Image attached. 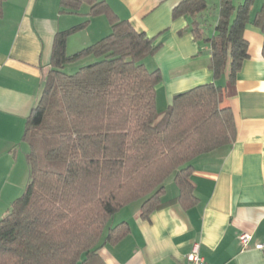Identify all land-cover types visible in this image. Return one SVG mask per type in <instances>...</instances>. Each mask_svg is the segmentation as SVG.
I'll return each mask as SVG.
<instances>
[{"label": "trees", "instance_id": "obj_1", "mask_svg": "<svg viewBox=\"0 0 264 264\" xmlns=\"http://www.w3.org/2000/svg\"><path fill=\"white\" fill-rule=\"evenodd\" d=\"M254 1L235 7L232 0H219L210 38L198 22L207 9L204 0H184L172 10L174 20L191 19L195 41L210 45L214 82L175 95L159 113L156 87L162 76L143 64L161 48L157 37L119 20L103 1L60 0L61 13L77 12L85 4L89 11L82 23L53 39L51 70L22 136L29 148V181L0 220V264H104L99 248L118 244L130 232L120 223L102 239L121 209L142 201L139 218L147 221L169 204L183 210L198 204L192 161L235 139L234 116L230 108H221L223 89L216 82L228 68L227 86L233 87L248 59L243 34ZM99 16L108 20L111 32L67 55V39ZM252 25L264 35V5ZM88 57L95 61L73 74L63 71ZM171 176L178 195L163 203L164 183Z\"/></svg>", "mask_w": 264, "mask_h": 264}, {"label": "crops", "instance_id": "obj_2", "mask_svg": "<svg viewBox=\"0 0 264 264\" xmlns=\"http://www.w3.org/2000/svg\"><path fill=\"white\" fill-rule=\"evenodd\" d=\"M109 5L121 21L156 38L159 51L143 64L148 71L159 70L156 110L164 112L175 95L213 83L208 69L210 45L195 41L191 19H172V10L184 0H97ZM207 9L198 18L205 38L214 35L219 0H204ZM235 7L244 0H232ZM60 0H5L0 17V220L12 202L24 192L29 181L22 142L25 121L37 104L51 70L55 35L82 23L89 6L61 13ZM264 0H255L250 22L244 28L248 59L227 86L228 68L216 82L223 89L221 108H230L236 126L235 139L221 148L194 159L191 181L198 204L183 210L169 204L154 211L147 221L139 218L142 201L116 213L107 231L120 223L129 234L116 245L99 248L104 264H186L192 245L199 243L205 264H264V252L254 249L264 242V35L252 25ZM183 31V32H181ZM111 32L104 16L91 18L81 32L70 36L66 54L73 55ZM88 57L66 65L76 71L91 64ZM76 69V70H75ZM178 190L171 176L164 183L162 202L174 200ZM251 236L243 248L239 236Z\"/></svg>", "mask_w": 264, "mask_h": 264}, {"label": "built area", "instance_id": "obj_3", "mask_svg": "<svg viewBox=\"0 0 264 264\" xmlns=\"http://www.w3.org/2000/svg\"><path fill=\"white\" fill-rule=\"evenodd\" d=\"M240 245L243 248L249 246L251 241V236L247 234H241L238 238ZM254 249L257 251L264 252V242L263 243H255ZM186 264H205L204 259L200 255V245L199 243H194L189 254L186 256Z\"/></svg>", "mask_w": 264, "mask_h": 264}, {"label": "rangeland", "instance_id": "obj_4", "mask_svg": "<svg viewBox=\"0 0 264 264\" xmlns=\"http://www.w3.org/2000/svg\"><path fill=\"white\" fill-rule=\"evenodd\" d=\"M237 0H235V2H236ZM75 63H77V62H75ZM79 63V62H78ZM74 64V63H73ZM76 70V69H75ZM64 71V70H63ZM77 71V70H76ZM76 71H67V70H65L64 72L66 73V74H73V73H75ZM160 113H163V112H160Z\"/></svg>", "mask_w": 264, "mask_h": 264}]
</instances>
